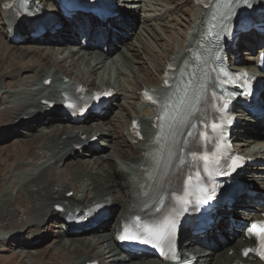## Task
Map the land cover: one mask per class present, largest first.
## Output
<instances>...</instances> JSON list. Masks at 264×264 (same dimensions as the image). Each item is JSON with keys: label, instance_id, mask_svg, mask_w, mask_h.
Segmentation results:
<instances>
[{"label": "bare ground", "instance_id": "obj_1", "mask_svg": "<svg viewBox=\"0 0 264 264\" xmlns=\"http://www.w3.org/2000/svg\"><path fill=\"white\" fill-rule=\"evenodd\" d=\"M136 1L137 0H133L132 2ZM244 1L245 0H232L230 5L237 6ZM128 2H130V0L123 1L125 4H128ZM44 3L46 4V1L41 0L40 4L42 6L45 5ZM191 5L196 9V15L198 16L195 18L196 21L193 26H191L192 29L189 35L184 37L185 40L182 43V47H180L173 56H170L171 58L167 59L161 73L158 75V80H156L153 85H144V87L140 89L138 98L135 100L141 102V110H135L134 104L128 106L133 109L134 114L130 116L126 127L124 126L125 120L123 119L127 113L126 108L114 102L110 104L100 116L87 118L80 124H74L70 119L63 118L61 114V102L58 101V88L64 89L73 84H79L89 91L101 90L102 88L113 89V91L117 93L115 100L118 101L120 95L112 84H102L94 87L92 83L89 85V81H78V79L71 78L66 72H69V68H73L77 76H83L85 74V79L96 77V80L102 83L105 69L109 70L110 73H119L120 70L118 67L124 65L131 71L129 67L130 62L128 60L131 55H127V53L130 52L132 54V52H134L132 46L121 45L124 47V52L122 50L121 52L120 49H111V52L117 51L114 54L117 56L118 60L115 59V55L105 57L101 52L97 51L99 49L98 47H95L97 49L96 51H91L89 47V42H91V40H87V45L84 47L85 42L81 44L83 38L79 41V45L74 46L75 49L71 50L67 46L69 44H61V42H68L73 45L75 42H78V39L73 28H69L66 25L62 26L60 30L57 29L54 32L47 33L48 38H27L26 40L25 26L27 23L16 21L12 12L8 11L6 6L4 10H2L0 4V29L4 32L6 41L9 45L13 46L15 44V41H11V39L20 40L21 42L18 43L19 45L27 42H33L28 44L35 45L42 39L45 42L41 43L39 46H34L37 49H28L22 46L17 48L16 53L12 55L13 60L17 59V61L13 62L12 59L8 61L10 70L3 71L4 73L0 74V95L9 79L15 82L14 93L6 97V103H9V106L4 108V111H7L10 115L11 125L8 128L0 126V135L13 133L16 137H20V142L24 144L36 138H43V142L32 149L28 154L30 159L38 157L39 160H41L39 166L34 172L29 171L27 177H21L22 180L20 178L21 181H19V186L18 184H13L9 187V190L13 189L20 192L19 189L23 186L26 192L28 190V200L30 203L41 201L39 207L33 209L37 214L22 225H10L11 231L7 233L1 232V230H4V226L0 225V240H8L11 251L17 253L16 249L26 240L29 235L28 230L32 227L34 229L30 233L29 243L26 244V248L35 249L43 245L49 238L51 228L55 230V247L57 251H64L67 253L64 264H86L93 261H97L99 264H163L158 261H144L141 260V258L130 263L129 255L118 252L113 238L115 228L119 225L120 219L126 214L132 202L131 192L133 186L137 183L140 176L139 169L143 166L144 156L148 153V144L154 137V130L151 124L152 118L155 116V111L143 104L142 91L146 90L158 94L163 92L160 86L162 84L161 76L164 73L165 67L167 65L175 66L178 70L185 64L186 51L197 39L198 33H200L208 17V12L206 13L200 8H195L193 0H191ZM127 8L137 10L136 6H127ZM133 13L134 11H131L130 16L119 14L115 19L107 22L110 23L112 29H115V32L110 31L111 36L105 37L106 43L110 44L113 38L118 44L125 40L121 33L124 29L131 27L130 25H132L131 22L134 18V16H132ZM70 24H72V22H70ZM81 28L82 31L87 34L85 28ZM100 29L102 28L100 27ZM7 32H9V35ZM105 32L98 31L95 37H104L106 35ZM112 34H114V37ZM247 36L253 37L252 33L247 34ZM254 39L256 40L255 37ZM262 40L263 39H258L251 49H249V52H254L257 47L260 49L262 47ZM41 46H46L44 51L38 48ZM141 47L143 48L144 45L141 44ZM3 48L4 44L0 42V53ZM117 48L119 47L117 46ZM49 49H52V51ZM146 53L145 50V54ZM58 56H61V60H55ZM233 56H236V54ZM147 57L150 58L151 56L147 55ZM22 59H27L26 63L35 66L33 67L34 72L31 74L32 76L26 77L23 81L21 80L22 76L29 75V72L25 68L27 66L19 65ZM151 60L154 63L155 58L151 57ZM64 61L69 63L66 72L63 68H60V65ZM238 61L240 67H246V62L242 60ZM107 63L109 64L107 65ZM154 67L157 73L159 70H156L155 64ZM100 71L102 72L101 75L99 74ZM131 73L132 80H136L135 73L132 71ZM145 76L146 75H144V77ZM47 79L51 80V85L49 87L44 84ZM134 87H137L136 84L130 88L131 91ZM22 90L25 95H22ZM131 91L130 95L132 96L133 92ZM122 96L123 94H121V97ZM116 97H119V99ZM9 99L12 100L9 102ZM122 99L126 101L127 105L129 104L128 97L126 98L123 96ZM261 99L264 101V92ZM44 101L52 102L53 106L50 108L48 105L43 104ZM238 118L253 123V126H249L244 122L241 123V127L235 131L232 137V139H234V137H239L243 140L241 143H237L236 146L241 149L239 153H244L243 149L246 148V146L243 145L244 143H258V140H256L258 139L257 137H262L259 139L264 141V135L259 134L260 131L258 132L260 125L261 132L264 130V119L257 120L254 123L252 119L246 116L238 115ZM135 120L140 123L142 128V141H139L131 134V125ZM98 121H100V123ZM65 122L67 123L66 125H64ZM115 128H121L123 130L122 142L126 144L127 151H124L118 145L116 137L113 135L114 133H112V130ZM20 134H22V136H20ZM95 137H98L100 139L99 141H101L99 142V145L102 146L100 150L95 149L94 144L91 143L92 139ZM108 144L111 146L109 147ZM75 146H79V149L83 151L81 157L85 160L84 162L79 158ZM109 149L111 153L108 154V156L98 155L102 153L103 150ZM171 154L170 152L168 155L170 156ZM258 154L259 153L254 154L253 157H258ZM111 158L116 159L117 164H113ZM111 166H114L113 172L108 170ZM250 170L244 182L254 185L253 191L256 193V196L254 198L241 196L236 200V205H234L230 211H222V214L230 213L232 216L237 215L238 218L246 220L245 212L242 210L241 212H236L235 208L237 206L245 208L264 195V167ZM65 172H68L70 176L69 180L65 178ZM70 181L73 182L76 190H74ZM116 186L118 191H116ZM69 193H72V195L68 196ZM12 202L13 199L8 196L3 198L0 206V208L3 209L0 212V219L8 214L6 209ZM93 203L109 205L110 212H114V217L109 220H112L110 225L106 226V218H104L100 220V229H102V231L93 230V233L89 234L96 239V243L92 244L91 239L84 238L83 236L73 237L74 235L71 232L66 235L60 230L59 226L51 225L53 222L62 219L65 213L84 210ZM55 205L64 209L65 213L63 215L58 214L54 210ZM4 212L6 213L4 214ZM255 216L256 215H252L248 220L251 221ZM218 229V232L212 230L203 240L199 241L208 246L209 250H202L201 248L190 249L197 258V264H233L241 260L239 257L240 250L249 244L242 242L240 240L241 235L238 233H229L226 225H222V223L219 224ZM62 239H68V243H62ZM97 246H101L100 250H95ZM84 250L85 252H83ZM230 252H232V254H229ZM36 256L37 255H35V257ZM46 264L58 263L51 262Z\"/></svg>", "mask_w": 264, "mask_h": 264}, {"label": "rangeland", "instance_id": "obj_2", "mask_svg": "<svg viewBox=\"0 0 264 264\" xmlns=\"http://www.w3.org/2000/svg\"><path fill=\"white\" fill-rule=\"evenodd\" d=\"M1 1L2 0H0V4ZM131 4L132 7L136 6L137 10H134V13L132 15L134 16V18L133 21L131 22L132 24L130 25L131 27L124 29V31L121 33L123 37H126V40H123V42H120L119 44L116 41H114L115 43L112 41L109 46L108 44L104 45L103 48L100 47V49H98L97 51L101 52L105 57H111L115 55L114 53L117 52V51L111 52V49L113 48L118 50L120 49V51L122 50L124 52L123 46L125 45L132 46L134 52H132V54L130 52L127 53V55H131L129 56L130 59L128 58L127 59L130 62L129 67L131 68V71L134 72L136 75L137 78L136 80H132L131 71L127 69L124 65L118 67V69L120 70L119 73L117 72L110 73L109 70L105 69L102 83H99L98 80H96V77L92 79H88V78L85 79L86 78L85 74L83 76H77V74L75 73L76 71L73 68H69V72H68L67 67L69 66L68 65L69 63L67 61L62 62V64L60 65V68H63L65 72L67 71L66 73H68L71 76V78L73 77L76 80L78 79V81H89V85H91L92 83V86L94 87L100 86L102 84H112L120 95V99L118 98L119 100L114 101V103L122 105L124 108H126L127 111V113L123 118L125 120L124 126L126 127L128 125L130 116L134 114L133 109L129 108L128 106L130 104H134L135 110L137 111L141 110L142 108V104H140L141 102L135 100L136 98H138L140 89L143 88L144 85L145 86L153 85L156 82V80H158V75L161 73V70L164 64L166 63L167 59L171 58L170 56H173L179 50V48L182 47V43L185 40L184 37H186V35L190 33L192 29L191 26H193L194 22L196 21L195 18L198 16L196 15V9H194L191 5V0H138V2L136 3L134 2ZM132 9L133 8H131V10L129 8H126L127 13L132 11ZM254 41L257 40H253V37L244 34L243 36L240 37L239 40L240 42L239 44L242 48L240 47V49H238V51L236 52L238 53L237 57H239V59H241L243 62H246V65L248 67H250L253 64L254 59L256 58V54L259 53L258 50L259 47L255 49L256 53L252 52L251 54L247 50L248 48L251 49ZM0 42L4 44V48L0 53V67H1L0 74H3L4 73L3 71L10 70L8 61H10L11 59L13 60L12 55L13 53H16L17 48L22 46L28 49H37L34 46H39L44 41L38 42L37 43L38 45L25 43L22 45L14 44L12 46L7 43L4 32L2 31V29H0ZM61 44L63 43L61 42ZM141 44L144 45L143 48L141 47ZM262 45H264L263 42ZM117 46L119 48H117ZM45 47L46 46H41L38 48L44 51ZM68 47L70 49L73 48V46L71 47L68 46ZM49 50L52 51V49ZM145 50L149 54L147 53L145 54ZM147 55H150L152 58H155L154 63L152 62L151 57L149 58L147 57ZM115 59L118 60L116 55H115ZM55 60H61V56L56 57ZM14 61H17V59L13 60V62ZM26 62L27 59H22L19 63L20 66H27L25 68L29 72L28 73L29 75L22 76L21 78L22 81L26 77L32 76L31 74L34 72L33 67L35 66ZM29 62H38V61H29ZM109 63H107V65ZM154 64L156 65V70H159L157 73L154 70L155 68ZM99 74L101 75L102 72L100 71ZM144 75L148 77L145 76L146 77L145 78ZM14 83H15L14 80L9 79V81L6 82V87H4L3 92L0 95V126L7 128L11 125L10 123L11 118L10 115L7 113V111H4V108L9 106V103H6V97L14 93V89H15ZM135 84L137 87H134V89L131 91L130 88L133 87ZM130 91L133 92L132 96L130 95ZM21 93L22 95H25L23 93V90ZM121 94H123V96L126 98L128 97V103H129L128 105L126 101L122 99L123 96L121 97ZM10 100L12 99H9V102ZM98 122L100 123V121ZM243 122L249 126H253V123L251 122L241 121V123ZM241 123L239 125L240 127H241ZM66 124L67 123L65 122L64 125ZM260 126L259 128L261 129ZM260 129H258V132L260 131L259 134L264 135V132H261ZM122 132L123 130L121 128H115L114 130H112V133H114L113 135L116 137V141L118 142V145L124 151H127L128 149L126 144L122 142L123 141ZM2 135H0V206L2 204L4 197L8 196L9 198L13 199V202L10 203L9 207H7L6 209V212L8 214L3 216L2 219H0V225L4 226V230L1 229L0 230L2 233L4 232L7 233L11 231L10 229L11 227H9L10 225H15V226L22 225L24 222L28 221L37 214V212H35L33 209L38 208L41 201L30 203L28 200V193H27L28 190L26 192L23 186L20 187L19 189L20 192L13 189L9 190V187L13 184H18L19 186L20 185L19 181H21L23 177L24 178L27 177L29 171L34 172L35 169L39 166L41 160H39L38 157L30 159L28 157V154L31 152L32 149H34L36 146H39L43 142V138L40 139L36 138L35 140L30 142H25L24 144L20 142V137H16L15 134L13 135V133L12 134L7 133ZM20 136H22V134H20ZM233 141L239 143L242 142L243 140L236 137L233 139ZM108 145L109 147L111 146L110 144ZM96 147H98L97 148L98 150L100 148L102 149V146H99V144H96ZM110 153L111 151L109 149V150H103V152L98 155L108 156V154ZM80 159L82 162L85 161L82 157H80ZM111 159H112L111 161H113V164H117L116 159L114 158ZM108 170H110V172H113L114 166H111ZM249 173L250 172L248 171L247 174L244 176V178L247 179ZM65 174H66L65 178L69 180L70 176L68 172H65ZM70 183L74 188V190H76V187L73 184V182L70 181ZM116 191H118L117 186H116ZM2 210L3 209L0 208V212ZM6 212H4V214ZM111 216L112 218L114 217L113 214H111ZM33 229L34 228L32 227L28 230L29 235L27 236L26 240L21 244V246L18 249H16L17 253H14L13 251L10 250L8 240H4V239L0 240V264H46L51 262L64 264V262L66 261L67 253L64 251L61 252L57 251V248L55 247L56 234L54 229L50 228L49 238L43 245H40L35 249L26 248V244L29 243L30 233L32 232ZM100 230L102 231V229ZM84 238L91 239L92 244L96 243V239L93 236L88 235ZM62 243H68V239H64V240L62 239ZM100 248L101 246H97L95 250H100ZM25 249H29V250H25ZM83 252H85V250ZM35 255L37 256L35 257ZM132 262L134 261L130 259V263Z\"/></svg>", "mask_w": 264, "mask_h": 264}, {"label": "snow or ice", "instance_id": "obj_3", "mask_svg": "<svg viewBox=\"0 0 264 264\" xmlns=\"http://www.w3.org/2000/svg\"><path fill=\"white\" fill-rule=\"evenodd\" d=\"M261 231H264V229H261Z\"/></svg>", "mask_w": 264, "mask_h": 264}]
</instances>
